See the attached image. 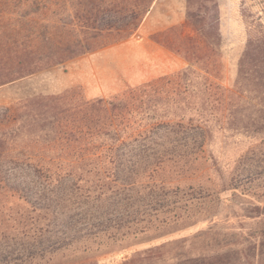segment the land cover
<instances>
[{
  "label": "trees",
  "instance_id": "trees-1",
  "mask_svg": "<svg viewBox=\"0 0 264 264\" xmlns=\"http://www.w3.org/2000/svg\"><path fill=\"white\" fill-rule=\"evenodd\" d=\"M153 1L0 0V85L130 37ZM262 3L258 0L259 8L252 11L241 0L247 39L231 88L217 80V0H187L183 24L150 36L183 58L185 67L108 97L87 98L74 86L0 108V185L19 191L33 209L44 211L21 228L46 220L43 224L53 230L67 231L70 222H62L58 214V191L65 181L84 194L83 202L95 201L92 213L97 216L86 224L89 232L133 224L135 213L129 209L134 191L148 187L140 197L164 196L163 187L146 182L160 164L187 162L202 151L213 130L264 134ZM109 236L115 238L116 231ZM254 247L242 249V259L224 253L179 264H261ZM155 250L135 252L125 262L150 258ZM73 264L98 262L90 257Z\"/></svg>",
  "mask_w": 264,
  "mask_h": 264
},
{
  "label": "rangeland",
  "instance_id": "rangeland-1",
  "mask_svg": "<svg viewBox=\"0 0 264 264\" xmlns=\"http://www.w3.org/2000/svg\"><path fill=\"white\" fill-rule=\"evenodd\" d=\"M257 1L245 0V6L255 11L260 6ZM217 3L221 36L217 80L231 88L248 27L241 14V0ZM186 10L187 0H154L130 37L1 84L0 108L74 86L80 87L87 98L108 97L185 67L183 58L150 36L183 24ZM159 167L156 176L146 182L163 187L164 196L140 197L148 187L141 193L134 191L129 212L135 213V223L107 232L100 229L95 234L89 232L91 225H86L97 216L92 213L95 201L90 198L83 202L84 194L71 188V181H65L58 191L62 196L59 219L70 222L65 225V233L43 224L46 220L37 222V227L22 229L23 222L41 218L44 211L33 209L23 194L2 183L0 264H73L90 257L98 264H179L224 253L242 259L241 250L251 246H255V254L260 252L264 264V134L213 130L202 151L192 154L187 162L167 160ZM139 199L143 200L138 203ZM115 231V238L110 237ZM125 232L129 234L119 239ZM147 248H156L150 258L125 262Z\"/></svg>",
  "mask_w": 264,
  "mask_h": 264
}]
</instances>
